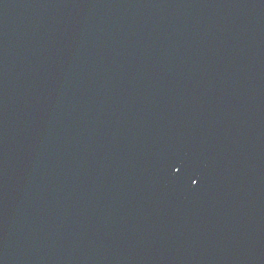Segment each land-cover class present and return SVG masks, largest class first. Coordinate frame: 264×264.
Segmentation results:
<instances>
[{"label":"water","instance_id":"obj_1","mask_svg":"<svg viewBox=\"0 0 264 264\" xmlns=\"http://www.w3.org/2000/svg\"><path fill=\"white\" fill-rule=\"evenodd\" d=\"M0 264H264V0H0Z\"/></svg>","mask_w":264,"mask_h":264}]
</instances>
